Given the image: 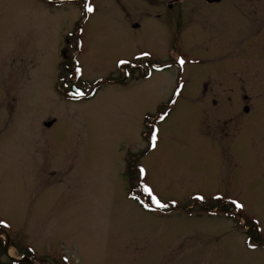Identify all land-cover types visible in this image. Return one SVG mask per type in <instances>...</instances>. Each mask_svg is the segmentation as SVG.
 <instances>
[{"label":"rangeland","instance_id":"obj_1","mask_svg":"<svg viewBox=\"0 0 264 264\" xmlns=\"http://www.w3.org/2000/svg\"><path fill=\"white\" fill-rule=\"evenodd\" d=\"M177 1L0 0V264H264V0Z\"/></svg>","mask_w":264,"mask_h":264},{"label":"flooded vegetation","instance_id":"obj_2","mask_svg":"<svg viewBox=\"0 0 264 264\" xmlns=\"http://www.w3.org/2000/svg\"><path fill=\"white\" fill-rule=\"evenodd\" d=\"M50 3V7L53 10L61 9L65 6L67 7H76L81 15H92L96 11V6L94 4V0H44ZM120 8V15L125 21L128 22V25L131 31L136 32H145L151 26V19L159 21L164 17L165 11L164 6L166 5L168 11H172L175 9L176 5H178V1L174 0L173 3L166 4L168 1L166 0H115ZM225 0H204L206 6L213 7L216 5H220ZM91 4L94 11L87 12L85 10V5ZM176 20L180 19V12H178V17ZM157 25V24H155ZM180 26L177 30H180ZM150 63H154L152 59L149 60ZM167 65H176V61L172 63L165 64ZM155 66V65H153Z\"/></svg>","mask_w":264,"mask_h":264},{"label":"snow or ice","instance_id":"obj_3","mask_svg":"<svg viewBox=\"0 0 264 264\" xmlns=\"http://www.w3.org/2000/svg\"><path fill=\"white\" fill-rule=\"evenodd\" d=\"M85 10H86L87 12H92V11H94V9L92 8L91 4H86V5H85ZM122 63H123V62H122ZM180 63H181V65H183L184 61L181 60ZM78 94H79V95H82V93H78ZM161 119H163V117H161ZM149 135L151 136L152 146L154 147V146H155V143H156V138H157V137H156V130H150ZM141 172H143V169H141ZM144 191L147 193V195H148L149 197H151L153 203L157 204V206H159V207H164V205H162V204L160 203V201H159V200L153 195L152 190H151L150 188H148L147 186H145V187H144ZM198 198H199V199H203V197H198ZM232 204H234L235 207H236V209H238V210H242V209L244 208V205L241 204V203H239L238 201L233 200V201H232ZM145 207H147V205H145ZM0 225H2V226H4V227H7V226H8V225H7L5 222H3V221H0Z\"/></svg>","mask_w":264,"mask_h":264},{"label":"water","instance_id":"obj_4","mask_svg":"<svg viewBox=\"0 0 264 264\" xmlns=\"http://www.w3.org/2000/svg\"><path fill=\"white\" fill-rule=\"evenodd\" d=\"M216 1H218V0H216ZM54 123H55V121H50V122L45 123V126H46L47 128H51V127L53 126Z\"/></svg>","mask_w":264,"mask_h":264}]
</instances>
